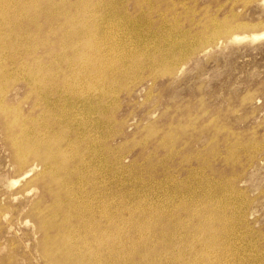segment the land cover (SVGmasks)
Returning <instances> with one entry per match:
<instances>
[{"label":"rangeland","instance_id":"1","mask_svg":"<svg viewBox=\"0 0 264 264\" xmlns=\"http://www.w3.org/2000/svg\"><path fill=\"white\" fill-rule=\"evenodd\" d=\"M55 1L57 0H52V2ZM70 1L73 2L74 0ZM77 1L83 3L82 0ZM112 1L115 5L119 4L120 1L124 4L125 11L120 16L101 18L100 15H98V12H95L87 22L85 21V28H89L90 30L98 29V37L103 35L102 31H105L106 35H108L107 37H109L108 47L110 50L107 48V45L104 44L100 50L102 52H99V58L96 60L92 58L83 60L84 56L78 44L73 46L78 53V56L74 58V61L68 56V50L65 49V47L68 48L70 47L69 45L72 46L73 44H71V42L69 43V40L66 42V40L61 39L64 37V32L69 30V27L66 25H59V21L57 23L54 21L52 22L51 18H44V16L48 17L47 13H49L50 16L51 14H54L52 12L59 11L56 10V8L53 11L47 9L51 4L46 5L44 3V5H39L37 10L40 12L38 13H29L27 11L25 12V9L20 10L13 8H7L4 11L5 22L0 24V32H2V34L0 33V95L1 93H4L0 97V107L1 111L4 113V119L0 120V209L2 210L3 208L2 211L0 210V264H42L43 262V264H45L41 248L37 246L39 236L38 234H34L33 228L30 225L31 221L30 223L26 222L23 224L24 217L26 216L25 210L30 206V200L33 199V196L24 197V201L22 200V202L19 201L21 199H18L15 203L7 202L6 199L10 191L18 189L17 186L9 191L6 187V182L10 178L17 177L20 171L11 163V153L7 147V140L4 138L5 133L3 131L5 125L8 126L15 124V126L18 127L22 124H29V118L33 117V115L30 114L31 110L29 109L33 106V101L36 98V96L31 93L33 92L31 90V87H33L32 80L37 76L43 80L58 78L59 81H66L65 90L71 95L77 93L82 96H85L86 94H89L90 96L97 93L103 94L99 108V115L101 114L100 116L103 119L101 131L102 136L100 138L101 141H104L103 144L105 143V147H110L115 158L119 156L116 158V160L118 159L117 161L119 164L116 161L115 165V168L119 169L117 170L118 175L116 176L119 178L116 179L117 183H115L116 186L114 184V187L111 184V179H106V162H104L105 165L103 164L102 166L104 169L101 168V175L102 179L107 183L102 187L103 192L102 195H100L101 199H99V201L103 205L109 203L110 207L118 205V222L120 225L118 222L116 224L119 228L127 230L128 228L126 227L132 223L138 224L139 222V224H141L149 219L150 221H153L159 217H167V215L169 217L172 216V214H178L180 209V223L182 224V227L189 232L188 234L192 235L189 229L194 228V220L191 214H188V210H190V212L194 210V213L201 209L206 211L210 210L209 219H213V222H215L213 224L219 226V228L216 230L217 233L215 232L214 234L215 246L213 247V250L216 248L214 250L216 255L214 256L212 254L211 257V254L208 252L210 258L207 257V259L212 262V264H220V262L221 264H264V38L240 43L235 41L228 42L229 37L235 34L250 36L264 31V25H262L264 24V3L260 0ZM91 2L96 3L97 0H91ZM134 2H137L138 4L141 3L139 4L141 9L136 10L133 6ZM89 9L96 11V9L91 6H89ZM59 13L63 14L62 11ZM69 13L71 14V12ZM69 13L64 16H69ZM135 20L138 22L137 25L133 27L132 23L135 22ZM239 24L244 27L248 26V28L241 27ZM10 25L14 27H11ZM75 25L73 26V29H75V31L79 30L80 25ZM55 28H57V30ZM145 31L148 35H146L147 33L143 34ZM213 31L216 33L212 34ZM138 32L140 33L138 34ZM33 33L35 35H33ZM150 33L154 35V39L149 40V36H152ZM46 35L48 37H46ZM225 35L229 36L226 37ZM9 37L11 38L8 39ZM11 42H13V44ZM18 42H22V45ZM207 42L210 45L214 42L212 44L213 46H210ZM19 44L21 45L20 47H18ZM172 44H179V49L176 46L172 47ZM11 45L13 46L12 48L10 47ZM207 46L209 48H207L208 50L206 49ZM5 48H9V51H11L9 52L7 49L6 52ZM50 50L56 51L63 57L65 56V61H60L59 57L57 60V58H53L49 55L46 56ZM26 51H28V54H26ZM7 53L8 55L6 56L5 54ZM131 58H133V60ZM171 58L174 59L173 63H171ZM105 59L107 61H105ZM142 59L144 60L142 61ZM125 60H128V62ZM147 60H152V63L155 61L156 68L154 67V70L155 72H159L158 74H160L161 68L163 70L166 66H169L170 69L173 67L174 69L172 68L171 70L174 71L171 76H159L154 80H150L149 78H153L149 75V71L142 67V65L144 66V64L148 62ZM22 61L26 62L24 63ZM31 61L33 62L31 63ZM91 62L94 66L90 65ZM140 62L142 63L140 64ZM22 63L25 64V66ZM37 63L40 64L38 65ZM135 63L136 68H134ZM35 66L38 68L36 69ZM41 66L44 67V69ZM125 66H127V69ZM55 67H57V71ZM66 67L68 68L66 69ZM118 67H120V69ZM175 67L177 69H175ZM53 69L55 71H52ZM119 73H122L123 76ZM55 75L57 77H55ZM121 76L123 78H120ZM31 77L33 79H31ZM11 84H14L13 88ZM116 84L119 85L117 86ZM108 89L110 90L109 93ZM7 90L9 91L7 92ZM119 91L120 93H118ZM3 98L5 99L3 100ZM147 98L148 100H146ZM155 104L156 106H153ZM3 107H5L6 110L8 109V112ZM15 112L17 113L15 114ZM152 113L155 116H153ZM88 120L90 121V118ZM104 127L106 128L103 129ZM218 127L220 129H218ZM157 129L159 130L157 131ZM113 132L116 136L111 135ZM110 137H112V139ZM143 138L146 142L142 140ZM166 138H169L168 141H166ZM164 141H166V143H163ZM142 142L145 143V146ZM116 145L121 148L123 146L127 147H123V150V148H118ZM134 145L137 146L135 147ZM166 155L168 158H165L167 157ZM6 157L8 158L6 159ZM171 158L173 159L171 160ZM139 164L140 166H138ZM146 164L147 166L145 167ZM149 164L150 166L148 167ZM149 170L152 172L156 171L155 173L157 174L154 175V180H151L147 174H144ZM113 190H115L114 197L109 194ZM125 191L128 192L126 193ZM244 194H246L245 197ZM126 197L129 198V200ZM169 201L171 202L169 203ZM48 203L49 202L45 204ZM5 204L7 206H5ZM132 204H134V206ZM157 204L159 205L157 206ZM247 205H249V207ZM139 208L141 210H139ZM171 208L172 210H170ZM18 211L20 212L18 213ZM133 211L137 212V214ZM166 212L170 213L167 214ZM131 213L133 214L131 215ZM6 215H9L7 219ZM166 217L164 220L168 224L175 222L174 218H168L166 220ZM123 218H125L124 221ZM139 219H142V222ZM123 222L124 224H122ZM221 223L228 224L227 228L224 224L227 233L229 232L228 236L227 234L225 235V229L222 230L223 225H221ZM123 226L126 227L124 228ZM253 230L255 232H253ZM218 232H220V236ZM133 235L131 241L124 243L122 241L121 244L128 247L131 245L137 246L147 242L145 239L141 240L137 238V234ZM147 240L151 245L154 244L152 243L154 242L153 238L151 239L150 236L147 237ZM154 247L156 249L151 253L150 258L152 259L150 260L149 258L147 262L150 261L152 264H164V261L167 260L166 258L172 256L175 257V252L172 254L169 251H164V249H162L163 247ZM225 247L229 248L227 249ZM197 248L198 245L195 246L196 250ZM53 254L50 252L49 255H51V257H48L52 260L56 257L55 259H57V262L60 261L62 256L60 255L61 253L56 254L53 252ZM163 255L165 257H163ZM126 258L127 251L125 248H120L118 256L106 255L105 257L106 260H110L108 262L112 261L113 264H119ZM212 258H216V260ZM215 261H218L219 263H216ZM81 264L85 263L83 262Z\"/></svg>","mask_w":264,"mask_h":264},{"label":"bare ground","instance_id":"2","mask_svg":"<svg viewBox=\"0 0 264 264\" xmlns=\"http://www.w3.org/2000/svg\"><path fill=\"white\" fill-rule=\"evenodd\" d=\"M83 3L74 0L71 2L70 0H57L52 2V0H0V24L5 22L4 19V11L7 8L20 9L29 13H38L37 10L39 5L44 3L49 5L47 9L59 10L57 12H52L46 19L51 18L52 22L57 23L60 22L59 25L68 26V31L64 32V37L61 40H69V43L73 44L70 47H65L68 50V56L73 59L78 56L76 51L75 44L80 46L79 48L82 50V54L84 59L92 58L94 60L99 58V52L104 44L108 47L109 37L106 35L105 31H102V36L98 37V29L90 30L89 28H85V21L87 22L93 13L98 12V15L102 18H110L113 16H120L124 10V4L119 2V4L115 5L112 0H97L96 3H92L91 0H82ZM138 1V0H137ZM245 1V0H244ZM264 3V0H260ZM124 2V0H123ZM127 2V1H126ZM139 2V1H138ZM143 2V1H142ZM238 2V1H237ZM146 3V2H145ZM247 3V2H246ZM252 3V2H251ZM141 4V3H139ZM137 2L133 3V6L136 10L141 9ZM244 4V3H243ZM248 5V4H247ZM11 6V7H10ZM89 6L96 9V11L90 10ZM263 6V5H262ZM46 7V6H45ZM44 7V8H45ZM43 8V6H42ZM92 9V8H91ZM231 9V8H229ZM55 10V11H56ZM15 11V10H14ZM43 11V10H42ZM41 11V12H42ZM48 11V10H47ZM62 11L63 14L59 12ZM7 12V11H6ZM10 12V10H9ZM8 12V13H9ZM12 12V11H11ZM23 12V11H22ZM71 12V14L69 13ZM16 13V12H15ZM51 13V12H50ZM69 13V16H64ZM40 14V13H39ZM45 14V13H44ZM231 14V13H230ZM238 14V13H237ZM11 15V13H10ZM9 15V16H10ZM96 15V14H94ZM64 16V17H63ZM226 16V15H224ZM237 16V15H236ZM96 17V16H95ZM223 17V16H222ZM28 18V17H27ZM30 18V17H29ZM157 18V17H156ZM21 19V18H20ZM23 19V18H22ZM32 19V18H31ZM96 19V18H95ZM100 19V18H99ZM98 19V20H99ZM159 19V18H158ZM164 19V18H163ZM231 19V18H230ZM229 19V20H230ZM94 20V18H93ZM101 20V19H100ZM156 20V19H155ZM162 20V19H161ZM165 20V19H164ZM233 20V19H232ZM8 21V20H7ZM17 21V19H16ZM21 21V20H19ZM30 21V19H29ZM96 21V20H95ZM94 21V22H95ZM163 21V20H162ZM168 21V19H167ZM247 21V20H246ZM260 21V20H259ZM22 22V21H21ZM39 22V21H38ZM49 22V21H48ZM51 22V23H52ZM119 22V21H118ZM138 22V21H137ZM137 22L132 23V26H136ZM224 22V21H223ZM245 22V20H244ZM8 23V22H7ZM91 23V22H90ZM97 23V22H96ZM95 23V24H96ZM101 23V22H99ZM122 23V22H121ZM162 23V22H160ZM165 23V22H164ZM256 23V22H255ZM11 24V23H10ZM17 24V23H15ZM75 24L80 25V29L75 31L73 26ZM167 24V22H166ZM215 24V23H213ZM232 24V22H231ZM243 24V23H242ZM14 25V23H13ZM27 25V24H26ZM51 25V24H50ZM148 25V24H147ZM228 25V24H227ZM241 26V24H239ZM257 25V24H256ZM264 25V24H262ZM11 26V25H10ZM17 26V25H16ZM76 26V25H75ZM93 26V25H91ZM119 26V25H117ZM213 26V25H212ZM224 26V25H223ZM5 27V26H3ZM14 27V26H11ZM56 27V26H55ZM101 27V26H100ZM126 27V26H125ZM149 27V26H148ZM207 27V26H206ZM204 27V28H206ZM216 27V26H215ZM232 27V26H231ZM244 27V26H241ZM246 27V26H245ZM244 27V28H245ZM252 27V26H250ZM259 27V26H258ZM263 27V26H262ZM8 28V27H7ZM58 28V27H57ZM57 28H55L57 30ZM248 28V26L246 27ZM255 28V27H253ZM11 29V28H10ZM9 29V30H10ZM27 29V28H26ZM35 29V28H34ZM46 29V27H45ZM49 29V28H48ZM62 29V28H61ZM93 29V28H92ZM104 29V28H103ZM113 29V28H112ZM135 29V28H134ZM241 29V28H240ZM22 30V29H21ZM42 30V29H41ZM54 30V29H53ZM60 30V29H59ZM152 30V29H151ZM238 30V29H237ZM2 31V30H1ZM7 31V30H5ZM119 31V30H118ZM243 31V30H242ZM8 32V31H7ZM38 32V31H37ZM233 32V31H232ZM2 34V32H0ZM9 33V32H8ZM13 33V32H12ZM11 33V35H12ZM39 33V32H38ZM140 32H138L139 34ZM147 32L145 31L146 34ZM152 33V32H151ZM150 33V34H151ZM155 33V32H154ZM166 33V32H165ZM216 32L213 31L212 34ZM6 34V33H5ZM15 34V33H14ZM22 34V32H21ZM26 34V33H25ZM47 34V33H46ZM119 34V33H118ZM228 34V33H227ZM234 34V33H233ZM33 35H35L33 33ZM32 35V36H33ZM37 35V34H36ZM40 35V34H39ZM55 35V34H54ZM60 35V34H58ZM142 35V34H141ZM148 35V33L146 34ZM149 36L150 39H154V35ZM15 36V35H14ZM18 36V35H17ZM20 36V35H19ZM26 36V35H25ZM24 36V37H25ZM57 36V35H56ZM159 36V35H158ZM172 36V35H171ZM210 36V35H209ZM226 36V35H225ZM227 35L226 37H228ZM248 35H232L229 37L228 42H246V41H254L264 38V31L259 34ZM1 37V36H0ZM22 37V36H21ZM38 37V35H37ZM46 37H48L46 35ZM60 37V36H59ZM167 37V36H166ZM204 37V35H203ZM206 37V36H205ZM208 37V35H207ZM4 38V37H3ZM9 37L8 39H10ZM18 38V37H17ZM20 38V37H19ZM124 38V37H123ZM134 38V37H133ZM168 38V37H167ZM166 38V39H167ZM225 38V37H224ZM37 39V38H36ZM40 39V38H39ZM42 39V38H41ZM136 39V38H135ZM221 39V38H220ZM18 40V39H17ZM20 40V39H19ZM26 40V39H25ZM31 40V39H30ZM34 40V39H33ZM50 40V39H49ZM144 40V39H143ZM223 40V39H222ZM6 41V40H5ZM10 41V40H9ZM37 41V40H36ZM42 41V40H39ZM55 41V40H53ZM106 41V42H104ZM163 41V40H162ZM219 41V40H218ZM217 41V42H218ZM224 41V40H223ZM1 42V41H0ZM3 42V41H2ZM7 42V41H6ZM47 42V41H46ZM62 42V41H61ZM65 42V41H64ZM155 42V41H154ZM200 42V41H199ZM4 43V42H3ZM13 44V42H11ZM21 43L22 42H18ZM34 43V42H33ZM49 43V42H48ZM53 43V42H51ZM111 43V42H110ZM118 43V42H117ZM159 43V41H158ZM214 43V42H213ZM211 43V45L213 44ZM223 43V42H222ZM1 44V43H0ZM7 44V43H6ZM17 44V43H16ZM28 44V43H27ZM43 44V43H41ZM54 44V43H53ZM207 44H209L207 42ZM221 44V43H220ZM20 44L18 47L21 46ZM26 45V44H25ZM33 45V44H32ZM35 45V44H34ZM60 45V42H59ZM63 45V44H62ZM161 45V44H160ZM210 45V44H209ZM210 45V46H211ZM15 46V41H14ZM17 46V45H16ZM37 46V45H36ZM46 46V45H45ZM67 46V45H66ZM176 46L179 49V44H172V47ZM213 46V45H212ZM215 46V44H214ZM13 47L12 45L10 46ZM9 47V48H10ZM17 47V48H18ZM25 47V46H24ZM23 47V48H24ZM48 47V46H47ZM60 47V46H59ZM1 48V47H0ZM3 48V45H2ZM5 48L6 52L7 49ZM33 48V47H32ZM40 48V47H39ZM45 48V47H44ZM126 48V47H125ZM205 48V47H204ZM203 48V49H204ZM208 46L206 47V49ZM226 48V47H225ZM20 49V48H18ZM25 49V48H24ZM36 49V47H35ZM202 49V50H203ZM209 49V48H208ZM207 49V50H208ZM13 50V49H12ZM15 50V49H14ZM161 50V49H160ZM163 50V49H162ZM174 50V49H173ZM3 51V50H2ZM1 51V52H2ZM11 51V50H10ZM9 51V52H10ZM20 51V50H18ZM23 51V50H22ZM40 51V50H39ZM46 55L51 56L53 58L59 57L60 61H65L64 57L58 54L56 51H52ZM171 51V50H170ZM4 52V51H3ZM2 52V53H3ZM28 54V51H26ZM156 52V51H155ZM159 52V51H158ZM163 52V51H162ZM18 53V52H17ZM20 53V52H19ZM61 53V51H60ZM136 53V52H135ZM200 53V52H199ZM12 54V53H11ZM34 54V52H33ZM32 54V56H33ZM80 54V53H79ZM106 54V52H105ZM111 54V53H110ZM6 56L8 55L5 54ZM15 55V54H14ZM18 55V54H17ZM30 55V54H29ZM10 56V55H9ZM21 56V55H20ZM25 56V55H24ZM43 56V55H42ZM108 56V54H107ZM115 56V55H114ZM131 56V55H130ZM133 56V55H132ZM159 56V54H158ZM5 57V56H2ZM36 57V56H35ZM34 57V58H35ZM38 57V56H37ZM103 57V56H102ZM22 58V56H21ZM20 58V59H21ZM32 58V57H31ZM69 58V59H70ZM151 58V57H150ZM7 59V58H6ZM15 59V58H14ZM18 59V58H17ZM37 59V58H36ZM78 59V58H77ZM127 59V58H126ZM133 60V58H131ZM130 61L132 62V60ZM160 59V58H159ZM2 60V59H1ZM10 60V59H9ZM54 60V59H53ZM68 60V59H67ZM103 60V59H102ZM121 60V59H120ZM144 59H142L143 61ZM3 61V60H2ZM21 61V60H20ZM105 61H107L105 59ZM116 61V60H114ZM118 61V60H117ZM128 62V60H125ZM148 61V60H147ZM4 62V61H3ZM10 62V61H9ZM26 62V61H22ZM33 61H31L32 63ZM37 62V61H36ZM39 62V61H38ZM84 62V61H83ZM136 62V60H135ZM174 62V59L171 58V63ZM176 62V61H175ZM187 62V61H186ZM8 63V62H7ZM50 63V62H49ZM66 63V62H65ZM64 63V64H65ZM82 63V62H80ZM104 63V62H103ZM121 63V62H120ZM133 63V62H132ZM142 62H140L141 64ZM170 63V64H171ZM2 64V63H1ZM6 64V63H5ZM23 64V63H22ZM36 64V63H35ZM38 64V63H37ZM40 64V63H39ZM38 64V65H39ZM45 64V63H44ZM54 64V63H53ZM63 64V62H62ZM67 64V63H66ZM108 64V63H106ZM119 64V63H118ZM127 64V63H126ZM144 64V62H143ZM180 64V63H179ZM25 66V64H23ZM32 65V64H31ZM37 65V66H38ZM47 65V64H46ZM51 65V64H50ZM60 65V64H59ZM74 65V64H73ZM77 65V63H76ZM80 65V64H78ZM91 66H94L91 62ZM99 65V64H98ZM114 65V64H113ZM125 65V64H124ZM129 65V64H128ZM138 65V64H137ZM158 65V64H157ZM3 66V65H2ZM27 66V65H26ZM49 66V65H48ZM57 66V65H55ZM85 66V65H83ZM118 66V65H117ZM136 63L134 64V68ZM156 66L155 61L152 63V60L146 62L144 67L147 71H149V75L153 78H149L150 80H154L159 76L166 77L171 76L173 71L169 66H166L163 70L161 68L160 74L159 72H155L154 67ZM185 66V65H184ZM36 67V66H35ZM42 67V66H41ZM50 67V66H49ZM52 67V66H51ZM58 67V66H57ZM55 67V69L57 68ZM74 67V66H72ZM107 67V66H106ZM127 69V66H125ZM133 67V66H132ZM161 67V65H160ZM2 68V67H1ZM11 68V66H10ZM26 68V67H25ZM28 68V66H27ZM26 68V69H27ZM38 67H36L37 69ZM44 69V67H42ZM47 68V67H46ZM68 67H66L67 69ZM83 68V67H82ZM120 69V67H118ZM156 68V67H155ZM185 68V67H183ZM4 69V68H3ZM41 69V68H40ZM39 69V70H40ZM70 69V68H69ZM77 69V67H76ZM80 69V68H79ZM85 69V67H84ZM98 69V68H97ZM96 69V70H97ZM103 69V68H102ZM115 69V68H114ZM125 69V68H124ZM142 69V68H140ZM174 69V68H173ZM175 69H177L175 67ZM179 69V68H178ZM182 69V67H181ZM13 70V69H12ZM47 70V69H46ZM64 70V69H63ZM93 70V69H92ZM110 70V69H109ZM112 70V69H111ZM116 70V69H115ZM131 70V69H130ZM183 70V69H182ZM7 71V70H6ZM28 71V70H27ZM31 71V70H29ZM52 71H55L54 69ZM57 71V69H56ZM77 71V70H75ZM108 71V70H106ZM129 71V70H128ZM5 72V71H4ZM8 72V71H7ZM15 72V70H14ZM13 72V73H14ZM18 72V71H17ZM33 72V71H32ZM45 72V71H44ZM43 72V73H44ZM65 72V70H64ZM68 72V71H67ZM72 72V71H71ZM83 72V71H81ZM121 72V71H120ZM125 72V71H124ZM123 72V73H124ZM176 72V71H175ZM1 73V71H0ZM12 73V74H13ZM39 73V72H38ZM42 73V74H43ZM46 73V72H45ZM44 73V75H45ZM48 73V72H47ZM61 73V72H60ZM59 73V75H60ZM107 73V72H106ZM116 73V71H115ZM118 73V72H117ZM4 74V73H3ZM10 74V73H9ZM16 74V73H15ZM25 74V73H24ZM30 74V73H29ZM41 74V73H40ZM49 74V73H48ZM63 74V73H61ZM66 74V73H65ZM68 74V73H67ZM108 74V73H107ZM113 74V71H112ZM122 74V73H119ZM179 74V72H178ZM14 75V74H13ZM31 75V74H30ZM29 75V76H30ZM43 75V76H44ZM47 75V74H46ZM53 75V74H52ZM100 75V74H99ZM111 75V74H110ZM118 75V74H117ZM1 76V75H0ZM28 76V75H27ZM37 76V75H36ZM49 76V75H48ZM115 76V75H114ZM120 76V75H119ZM118 76V77H119ZM123 76V74H122ZM120 78H123V77ZM6 77V76H4ZM13 77V76H11ZM19 77V76H18ZM25 77V76H24ZM47 77V76H46ZM55 77H57L55 75ZM83 77V76H82ZM117 77V78H118ZM51 78V77H50ZM90 78V77H89ZM88 78V79H89ZM97 78V76H96ZM129 78V77H128ZM127 78V79H128ZM132 78V77H131ZM9 79V78H8ZM12 79V78H11ZM15 79V78H14ZM20 79V78H19ZM29 79V78H28ZM31 79H33L31 77ZM30 79V80H31ZM83 79V78H82ZM110 79V78H109ZM126 79V78H124ZM130 79V78H129ZM1 80V79H0ZM3 80V79H2ZM17 80V79H15ZM58 78L43 80L40 77H34L33 87L31 90L36 98L33 101V106L29 109L31 110V115L33 117L29 118L30 122L27 125H20L18 127L14 125H5L4 133L7 140V147L11 153V163L19 169V174L15 178H10L6 182V187L10 191L18 186V189L15 191H10L6 197L7 202H16L19 200L22 202L24 197L33 196V199L30 200V206L27 210H25V217L23 224L26 222L30 223L33 228L34 234H38L39 241L37 242V246L41 248V252L43 255V260L45 264H113V262H108L110 260H106L107 256H118L120 248H125L127 251V258L119 263V264H152L147 260L151 257V253L155 251L154 246L163 247L164 251H169L173 254L175 252V257L172 256L170 258H166L164 264H212L208 258V255L212 257V254L215 256V249L213 250L214 237L215 232L219 228V226L213 224V219H209V211L201 209L200 211L194 213V210L190 212L188 210V214H191L194 220V228H190L192 235H189L188 231L182 227L180 223V209L178 214H171L172 216L167 215L164 217H159L154 219L152 222L149 220L142 222L139 224H127V230H123L118 227L116 224L118 222V205L115 207H110L109 203L101 204L99 201L100 195H102V187L105 186L107 182L102 179L101 170L104 162H106V171L107 178L111 179V184L114 186L117 183L118 179L116 176L117 168L116 166V158L113 154L110 147H105L103 142L101 141L102 136V118L101 114L99 115V108L102 93H97L93 96L86 94L82 96L77 93L74 95L68 94L65 90L66 81H57ZM77 80V79H76ZM117 80V79H116ZM123 80V79H122ZM108 81V80H107ZM145 81V80H144ZM8 82V80H7ZM15 82V81H13ZM20 82V81H19ZM79 82V81H78ZM153 82V81H152ZM120 83V82H119ZM8 84V83H7ZM15 84V83H14ZM13 84V85H14ZM152 84V83H151ZM13 85L11 84L12 88ZM92 85V83H91ZM105 85V84H104ZM117 85V84H116ZM119 85V84H118ZM117 85V86H118ZM7 86V85H6ZM3 86V87H6ZM27 86V85H26ZM31 86V85H30ZM9 87V85H8ZM16 87V86H15ZM120 87V86H119ZM2 88V87H1ZM17 88V87H16ZM76 88V87H75ZM86 88V87H85ZM110 88V87H109ZM8 89V88H7ZM78 89V88H77ZM118 89V88H117ZM120 89V88H119ZM6 90V88H5ZM4 90V91H5ZM152 90V89H151ZM3 91V89H2ZM9 90H7L8 92ZM29 91V90H27ZM92 92V91H91ZM110 90L108 89V93ZM112 92V91H111ZM150 92V91H149ZM70 93V92H69ZM105 93V92H104ZM107 93V92H106ZM120 93V91L118 92ZM151 93V92H150ZM4 93H1V95ZM7 94V93H6ZM5 94V95H6ZM30 94V93H29ZM153 94V93H152ZM0 95V97H1ZM16 95V94H15ZM31 95V94H30ZM119 95V94H118ZM149 95V93H148ZM4 96V95H3ZM106 96V95H105ZM112 96V95H111ZM110 96V97H111ZM152 96V95H151ZM6 97V96H4ZM18 97V95H17ZM29 97V96H28ZM84 97V98H83ZM5 98H3L4 100ZM23 99V97H22ZM106 99V98H104ZM150 99V98H149ZM24 100V99H23ZM28 100V99H27ZM107 100V99H106ZM125 100V99H124ZM148 100V98L146 99ZM145 100V101H146ZM158 100V99H157ZM2 101V100H1ZM120 101V100H119ZM144 101V102H145ZM21 102V101H20ZM116 102V101H115ZM118 102V100H117ZM19 103V102H18ZM119 103V102H118ZM26 104V103H25ZM24 104V105H25ZM112 104V103H110ZM12 105V104H11ZM20 105V104H19ZM104 105V104H103ZM189 105V104H187ZM17 106V104H16ZM153 106H156L153 105ZM15 107V106H14ZM13 107V108H14ZM22 107V106H21ZM5 108V107H3ZM10 108V107H9ZM156 108V107H155ZM20 109V108H18ZM16 109V110H18ZM23 109V108H22ZM168 109V108H167ZM4 110V109H2ZM6 110V108H5ZM8 110V109H7ZM6 110V111H7ZM21 110V109H20ZM28 110V111H29ZM209 110V109H208ZM102 111V110H101ZM157 111V110H156ZM8 112V111H7ZM6 112V113H7ZM13 112V110H12ZM11 112V115H12ZM24 112V111H23ZM30 112V111H29ZM33 112V113H32ZM206 112V111H205ZM17 112H15L16 114ZM101 113V112H100ZM204 113V112H203ZM208 113V112H207ZM3 112L0 107V120L3 118ZM14 114V113H13ZM20 114V113H19ZM27 114V113H26ZM153 114V113H152ZM206 114V113H204ZM6 115V114H5ZM8 115V114H7ZM22 115V114H21ZM105 115V114H104ZM110 115V114H109ZM174 115V114H173ZM25 116V115H24ZM28 116V115H27ZM112 116V115H111ZM153 116H155L153 114ZM184 116V115H183ZM203 116V115H202ZM10 117V116H9ZM109 117V116H107ZM8 118V117H7ZM14 118V117H13ZM12 118V119H13ZM17 118V117H16ZM90 118V121L88 120ZM193 118V117H191ZM105 119V117H104ZM129 119V117H128ZM106 120V119H105ZM104 120V121H105ZM127 120V119H126ZM15 121V120H14ZM28 121V120H27ZM107 121V120H106ZM109 121V120H108ZM213 121V120H212ZM22 122V121H20ZM26 122V121H25ZM170 122V121H169ZM27 123V122H26ZM108 123V122H107ZM207 123V122H206ZM6 124V123H5ZM105 124V123H104ZM148 124V122H147ZM146 124V126H147ZM170 124V123H169ZM168 124V125H169ZM139 125V124H138ZM145 125V124H144ZM158 125V124H157ZM185 125V124H184ZM183 125V128H184ZM207 125V124H206ZM1 126V125H0ZM178 126V125H177ZM230 126V125H229ZM169 127V126H168ZM175 127V126H174ZM179 127V126H178ZM188 127V126H187ZM186 127V129H187ZM3 128V126H2ZM104 127L103 129H105ZM131 128V127H130ZM145 128V127H144ZM147 128V127H146ZM170 128V127H169ZM168 128V129H169ZM230 128V127H229ZM143 129V128H142ZM160 129V128H159ZM157 129V131L159 130ZM166 129V130H168ZM176 129V128H175ZM180 129V127H179ZM218 129H220L218 127ZM141 130V129H140ZM171 130V129H170ZM173 130V129H172ZM232 130V129H231ZM114 131V130H113ZM162 131V130H161ZM160 131V132H161ZM234 131V130H232ZM153 132V131H152ZM156 132V131H154ZM174 132V130H173ZM218 132V131H217ZM112 133V132H111ZM158 133V132H157ZM169 133V132H167ZM115 133L113 132L114 135ZM154 134V133H153ZM178 134V133H177ZM238 134V133H237ZM146 135V134H145ZM168 135V134H167ZM170 135V134H169ZM105 136V135H104ZM116 136V135H114ZM112 136V137H114ZM152 136V135H151ZM158 136V134H157ZM228 136V135H227ZM112 137H110L112 139ZM135 137V136H132ZM143 137V136H142ZM165 137V136H164ZM175 137V136H173ZM178 137V136H177ZM223 137V136H222ZM109 138V139H110ZM130 138V137H129ZM141 138V137H140ZM149 138V137H148ZM218 138V137H217ZM114 139V138H113ZM131 139V138H130ZM129 139V141H130ZM163 139V138H162ZM167 139V138H166ZM169 139V138H168ZM168 139L166 141H168ZM173 139V138H172ZM5 140V141H6ZM105 140V139H104ZM133 140V139H131ZM137 140V139H135ZM144 141V138L142 139ZM141 140V141H142ZM148 140V139H145ZM128 141V142H129ZM164 141L163 143H166ZM172 141V140H170ZM146 142V141H144ZM142 142V143H144ZM160 142V141H159ZM158 142V143H159ZM140 143V141H139ZM109 144V143H108ZM118 144V143H117ZM172 144V143H171ZM115 145V144H114ZM125 145V144H124ZM149 145V144H147ZM168 145V144H167ZM166 145V146H167ZM174 145V144H173ZM117 146V145H116ZM121 146V144H120ZM119 146V147H120ZM135 146V145H134ZM137 146V145H136ZM135 146V147H136ZM143 146V145H141ZM140 146V147H141ZM145 146V143H144ZM152 146V145H151ZM155 146V145H154ZM172 146V145H171ZM115 147V146H114ZM118 147V146H117ZM118 147V148H119ZM124 147V146H123ZM122 147V148H123ZM127 147V146H125ZM124 147V148H125ZM175 147V146H174ZM121 148V147H120ZM121 148V149H122ZM123 148V150H124ZM173 148V147H171ZM179 148V147H178ZM156 149V148H155ZM169 149V148H168ZM3 150V149H2ZM120 150V149H119ZM122 150V151H123ZM147 150V149H146ZM170 150V149H169ZM148 151V150H147ZM152 151V150H151ZM156 151V150H155ZM178 151V150H177ZM176 151V152H177ZM116 152V151H115ZM143 152V151H142ZM117 153V152H116ZM119 153V151H118ZM128 153V152H126ZM138 153V152H137ZM156 153V152H154ZM172 153V151H171ZM130 154V153H129ZM168 155V154H167ZM166 155V156H167ZM172 155V154H171ZM174 155V154H173ZM122 156V155H121ZM170 156V155H169ZM171 157V156H170ZM255 157V156H254ZM257 157V156H256ZM8 157H6L7 159ZM121 158V157H120ZM146 158V157H145ZM165 158H168L165 157ZM128 159V158H127ZM173 158H171L172 160ZM253 159V157H252ZM251 159V160H252ZM124 160V159H123ZM31 161V162H29ZM128 161V160H127ZM132 161V159H131ZM141 161V160H140ZM253 161V160H252ZM123 162V161H122ZM153 162V161H152ZM118 163V161H117ZM121 163V162H120ZM119 164V163H118ZM138 164V163H137ZM105 165V164H104ZM128 165V164H127ZM143 165V164H142ZM155 165V164H154ZM157 165V163H156ZM140 166V164L138 165ZM147 164L145 165V167ZM150 164L148 165V167ZM155 167V166H154ZM157 167V166H156ZM3 168V167H2ZM13 168V167H12ZM102 168V169H101ZM125 168V165H124ZM11 169V168H10ZM147 169V168H146ZM149 169V168H148ZM171 169V168H170ZM124 170V169H123ZM143 170V169H142ZM156 170V169H155ZM141 171V170H140ZM156 172V171H155ZM152 172L151 170L147 172H143L147 174L151 180H154V175L157 173ZM172 172V171H171ZM4 174V173H3ZM105 174V173H104ZM176 174V173H175ZM5 175V174H4ZM8 175V174H7ZM15 175V174H14ZM174 175V174H173ZM179 175V173H178ZM12 176V175H11ZM123 176V175H121ZM106 177V176H105ZM164 179V178H163ZM162 179V180H163ZM172 179V177H171ZM180 179V178H179ZM124 180V179H123ZM173 180V179H172ZM119 181V180H118ZM230 181V180H229ZM110 182V181H109ZM151 182V181H150ZM160 182V181H157ZM119 183V182H118ZM131 183V182H130ZM176 183V182H174ZM229 183V182H228ZM240 183V182H239ZM109 184V183H108ZM110 184V185H111ZM129 184V183H128ZM156 184V183H155ZM177 184V183H176ZM171 185V184H170ZM174 185V184H173ZM240 185V184H239ZM109 186V185H108ZM116 186V184H115ZM114 186V187H115ZM129 186V185H127ZM164 186V184H163ZM126 187V186H125ZM174 187V186H173ZM235 187V186H234ZM112 188V186H111ZM164 188V187H163ZM228 188V186H227ZM106 189V188H105ZM110 189V188H109ZM120 189V188H119ZM131 189V188H130ZM239 189V188H238ZM245 189V187H244ZM156 190V189H155ZM176 190V189H175ZM240 190V189H239ZM242 190V189H241ZM162 191V190H161ZM164 191V190H163ZM126 192V191H125ZM128 192V191H127ZM126 192V193H127ZM137 192V190H136ZM179 192V191H177ZM242 192V191H241ZM3 193V192H2ZM130 193V192H129ZM135 193V192H134ZM162 193V192H161ZM167 193V192H166ZM240 193V191H239ZM107 194V193H106ZM112 197L115 196V190L109 193ZM163 194V193H162ZM173 194V193H172ZM180 194V193H179ZM133 195V194H132ZM135 195V194H134ZM139 195V194H138ZM246 194H244L245 197ZM117 196V195H116ZM248 196V195H247ZM252 196V195H251ZM120 197V196H119ZM128 197V196H127ZM126 197V198H127ZM131 197V196H130ZM160 197V196H159ZM168 197V195H167ZM4 198V197H1ZM132 198V197H131ZM138 198V196H137ZM248 198V197H247ZM26 199V198H25ZM129 200V198H127ZM136 199V198H135ZM244 199V198H243ZM254 199V198H253ZM249 199V200H253ZM3 200V199H2ZM1 200V201H2ZM107 200V199H106ZM131 200V199H130ZM133 200V198H132ZM248 200V202H249ZM24 201V200H23ZM103 201V200H102ZM122 201V200H119ZM142 201V200H141ZM167 201V200H165ZM178 201V200H177ZM176 201V202H177ZM246 201V199H245ZM49 202L48 204H45ZM126 202V201H124ZM134 202V201H133ZM132 202V203H133ZM160 202V201H159ZM162 202V201H161ZM171 201H169L170 203ZM6 203V202H5ZM105 203V202H104ZM111 203V202H110ZM136 203V202H134ZM173 203V202H172ZM178 203V202H177ZM251 203V201H250ZM4 204V203H3ZM2 204V205H3ZM7 204V203H6ZM5 204V206H7ZM10 204V203H9ZM118 204V203H117ZM122 204V203H120ZM129 204V203H128ZM139 204V203H137ZM142 204V203H141ZM140 204V205H141ZM149 204V203H148ZM151 204V203H150ZM153 204V202H152ZM19 205V204H18ZM25 205V203H24ZM134 206V204H132ZM159 204H157L158 206ZM166 205V204H165ZM168 205V204H167ZM250 205V204H249ZM249 205H247L249 207ZM15 206V205H14ZM120 206V205H119ZM131 206V205H130ZM129 206V207H130ZM137 206V205H136ZM156 206V204H155ZM154 206V207H155ZM172 206V205H171ZM179 206V205H178ZM240 206V205H239ZM4 207V206H3ZM126 207V206H124ZM163 207V206H162ZM168 207V206H167ZM170 207V206H169ZM235 207V206H234ZM1 208V207H0ZM9 208V207H8ZM122 208V207H120ZM150 208V207H149ZM158 208V207H157ZM160 208V207H159ZM174 208V206H173ZM178 208V207H177ZM243 208V207H242ZM245 208V206H244ZM10 209V208H9ZM125 209V208H124ZM129 209V208H128ZM127 209V210H128ZM136 209V208H135ZM134 209V210H135ZM155 209V208H154ZM169 209V208H168ZM233 209V208H232ZM235 209V208H234ZM247 209V208H246ZM1 210V209H0ZM3 210V208H2ZM1 210V211H2ZM7 210V208H6ZM122 210V209H121ZM139 210H141L139 208ZM145 210V208H144ZM162 210V209H161ZM172 210V208L170 209ZM175 210V209H173ZM212 210V209H211ZM253 210V209H252ZM8 211V210H7ZM21 211V210H20ZM18 211V213L20 212ZM120 211V210H119ZM125 211V210H124ZM151 211V210H149ZM163 211V210H162ZM178 211V210H177ZM121 212V211H120ZM119 212V213H120ZM130 212V211H129ZM137 214V212L133 211ZM146 212V211H145ZM154 212V211H153ZM174 212V211H173ZM176 212V211H175ZM213 212V211H212ZM236 212V211H235ZM252 212V211H251ZM5 213V212H4ZM22 213V212H21ZM160 213V212H159ZM167 214L170 212H166ZM165 213V214H166ZM242 213V212H241ZM244 213V212H243ZM249 213V212H248ZM133 213H131L132 215ZM164 214V213H163ZM247 214V213H246ZM2 215V214H1ZM142 215V214H141ZM149 215V214H147ZM153 215V214H152ZM157 215V214H156ZM170 215V214H169ZM4 216V215H3ZM9 215H6V219ZM138 216V215H137ZM140 216V215H139ZM179 216V217H178ZM250 216V215H249ZM120 217V214H119ZM143 217V216H142ZM141 217V218H142ZM155 217V214H154ZM157 217V216H156ZM166 220L168 218H174L175 222L172 224H168ZM236 217V216H235ZM248 217V215H247ZM13 218V217H10ZM19 218V217H18ZM135 218V217H134ZM138 218V217H137ZM145 218V217H143ZM179 218V220H178ZM212 218V217H211ZM3 219V218H2ZM5 219V218H4ZM122 219V218H121ZM125 218H123L124 221ZM187 219V218H186ZM222 219V217H221ZM224 219V218H223ZM11 220V219H10ZM8 221V220H7ZM136 221V219H135ZM144 221V219H143ZM172 221V220H170ZM217 221V220H216ZM223 221V220H222ZM237 221V219H236ZM244 221V220H243ZM10 222V221H9ZM20 222V220H19ZM122 222V221H121ZM120 222V223H121ZM169 222V221H168ZM190 222V221H188ZM187 222V224H188ZM248 222V221H247ZM13 223V222H12ZM17 223V222H16ZM137 223V222H134ZM145 223V224H144ZM170 223V222H169ZM239 223V222H238ZM256 223V222H255ZM119 224V222H118ZM124 224V222L122 223ZM121 224V225H122ZM219 224V223H218ZM226 228L228 224L224 223ZM223 225V229L225 235L227 230ZM232 224V223H230ZM120 225V224H119ZM217 227H215V226ZM239 225V224H238ZM241 225V224H240ZM13 226V225H12ZM21 226V224H20ZM184 226V225H183ZM251 226V225H250ZM18 227V226H17ZM121 227V226H120ZM124 227V226H123ZM124 227V228H125ZM182 227V228H180ZM14 228V227H13ZM11 228V229H13ZM248 228V227H247ZM248 230V229H247ZM250 230V229H249ZM259 230V229H258ZM17 231V230H16ZM221 231V229H220ZM28 232V231H27ZM222 232V231H221ZM224 232H222L224 234ZM248 232V231H247ZM253 232H255L253 230ZM251 232V233H253ZM17 233V232H16ZM29 233V232H28ZM217 233V232H216ZM219 236L221 235L220 232ZM231 233V232H230ZM27 234V233H26ZM25 234V235H26ZM137 234V238L143 240L145 239L147 242L144 244H140L137 246H124L122 243L129 242L132 239V235ZM233 235V234H232ZM238 235V234H237ZM134 236V235H133ZM153 238L152 243H148L147 237ZM25 237V236H24ZM135 237V236H134ZM133 237V238H134ZM3 238V237H2ZM35 238V236H34ZM221 239V238H220ZM218 240V239H217ZM220 241V240H219ZM12 243V242H11ZM28 243V242H27ZM4 245V244H3ZM9 245V244H8ZM15 245V244H14ZM123 245V246H120ZM198 245L197 250L195 246ZM218 245V244H217ZM28 246V245H26ZM1 247V246H0ZM10 247V246H9ZM6 248V247H5ZM219 248V247H218ZM227 248V247H225ZM229 248V247H228ZM227 248V249H228ZM1 249V248H0ZM9 249V248H8ZM27 249V248H26ZM158 249V248H157ZM161 249V248H160ZM20 250V248H19ZM36 250V249H35ZM159 250V249H158ZM157 250V252H158ZM222 250V249H220ZM224 250V249H223ZM9 251V250H8ZM37 251V250H36ZM53 252L58 253L61 256L60 261L57 262V259H50L51 255L49 253ZM161 252V251H160ZM168 252V253H169ZM209 252V253H208ZM217 252V251H216ZM221 252V251H220ZM224 253V252H223ZM228 253V252H227ZM37 254V253H36ZM157 254V253H156ZM163 254V253H161ZM220 254V253H219ZM229 254V253H228ZM227 254V255H228ZM15 255V254H14ZM54 255V254H53ZM165 255V254H164ZM163 255V257H165ZM167 255V254H166ZM218 255V254H217ZM230 255V254H229ZM237 255V254H236ZM49 256V257H48ZM56 256V255H55ZM158 256V254H157ZM219 256V255H218ZM222 256V255H221ZM168 257V256H167ZM229 257V256H227ZM217 258V257H216ZM216 258H212L215 259ZM50 261H48V260ZM152 258H150L151 260ZM157 259V257H156ZM159 259V258H158ZM163 259V258H162ZM165 259V258H164ZM211 259V260H212ZM222 259V257H221ZM59 260V259H58ZM154 260V258H153ZM160 261V260H159ZM24 262V260H23ZM214 262V261H213ZM216 262V261H215ZM218 262V261H217ZM216 262V263H217ZM44 263V262H43ZM42 263V264H43ZM219 263V262H218ZM38 264V263H37ZM155 264V263H154ZM159 264V263H158ZM221 264V262H220Z\"/></svg>","mask_w":264,"mask_h":264}]
</instances>
